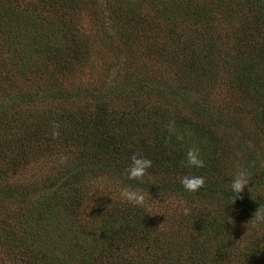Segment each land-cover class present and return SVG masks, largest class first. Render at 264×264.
Returning <instances> with one entry per match:
<instances>
[{"label": "trees", "instance_id": "trees-1", "mask_svg": "<svg viewBox=\"0 0 264 264\" xmlns=\"http://www.w3.org/2000/svg\"><path fill=\"white\" fill-rule=\"evenodd\" d=\"M89 2L0 0V264H264V224L251 220L264 206L261 147H240L264 138V0ZM225 34L230 98L213 106ZM109 61L110 83H66ZM191 147L203 168L184 166ZM132 154L153 161L140 181L124 172ZM240 168L250 182L233 202ZM103 174L182 208L102 194ZM192 174L205 177L196 193L179 183Z\"/></svg>", "mask_w": 264, "mask_h": 264}, {"label": "rangeland", "instance_id": "rangeland-1", "mask_svg": "<svg viewBox=\"0 0 264 264\" xmlns=\"http://www.w3.org/2000/svg\"><path fill=\"white\" fill-rule=\"evenodd\" d=\"M91 1L92 2L91 3L89 2V3L91 4L92 8H93V6L97 10H101V8H103L100 5L101 3H99L102 0H91ZM99 17H100V13H95L94 18L92 20H90V17L84 15L83 18L85 20L83 19V22H82V24L84 26L81 24V27H85L86 32L91 30V28H93V26H94L93 25L94 23H92V22H94V19H95V21H97V19H99ZM232 29H233V27H232ZM83 30H84V28H83ZM235 42L236 41L233 37L232 38L229 37V39H228V36H227V37H223L222 42L218 43V45H220L218 48V51H219V54H218L219 67L217 66V62L214 61V64H215V68L217 70V74H219L220 81H218L216 83V85L213 86L212 88L210 87V93H211L210 98L207 97L208 103L212 104L213 106H223L225 103H227L226 101L230 98V92L227 89V85L224 83V81L227 79L225 60L228 59L231 62V64L233 63V61H231L230 59H234L235 49L233 47H235ZM109 62H111V63L108 64ZM109 62L106 63V66H105L106 70L104 71V74L102 76L99 74L96 75L94 72H92V70L88 69V70H85L84 72H78L77 74H75V76H73L71 81H69L68 80L69 78H68L67 79L68 81L66 80V83L69 82L68 86H73V87H77V86L94 87L96 81L100 82V80L103 79L104 76H107L106 82L110 83V80L115 75V69L113 68V66H114L112 63L113 61H109ZM145 62L149 63L148 60H146ZM160 71L161 70H158V72H160ZM96 87H98V86H96ZM199 97L201 99H203L204 94L200 93ZM227 131H229V132H226V133L231 135V137L233 138V141H235L234 138H237L239 136L243 137L242 134H244L243 133L244 129L241 126H239L237 128H230ZM245 143L246 144H253L258 148L261 147V154H262L261 157L263 158L262 164L264 165V138L261 139V138L254 137L252 135V140L249 141V139H248V140H246V142L243 141L240 147L246 146ZM55 156H57V154H55ZM54 161H55L54 157H46L45 160H43L39 165L36 166V168L38 169V171L50 169L51 167L49 165L53 166L52 163H54ZM33 168H31V170L28 172L29 174L36 172V169H33ZM93 181H94L93 185H94V188L96 190H98L102 194L103 193L107 194L108 192L109 193L111 192L113 197H115V198L119 197L122 187L130 186L125 182L123 183V181H120V180L115 181V179L112 178L111 176H109V174H103L101 176H97V177L93 178ZM132 188L138 189L136 187H132ZM260 190L262 192L264 191V184L262 185ZM146 203L151 207L154 206V204L158 203L157 205L159 206V208L161 210L164 208L163 206H165V205H167L169 207H175L176 209H173V210H176V211L174 213L171 212L172 216H173V214L176 215V213L181 210V208H182L181 205H183V203L182 204L179 203V198L175 197L173 195H169L167 197H151V196H148L145 194V201L142 205H146ZM199 207L202 210H207V209H204L203 205H199ZM88 209H89L88 213H90V215H91L92 212H91L90 208H88ZM153 211H156V209Z\"/></svg>", "mask_w": 264, "mask_h": 264}, {"label": "clouds", "instance_id": "clouds-1", "mask_svg": "<svg viewBox=\"0 0 264 264\" xmlns=\"http://www.w3.org/2000/svg\"><path fill=\"white\" fill-rule=\"evenodd\" d=\"M58 133H53L57 135ZM130 163L124 172L128 180L140 181L146 174L147 170L153 165V161L143 155L132 154ZM184 166L187 168L200 169L205 166L204 159L201 157V151L197 147H191L185 153ZM250 172L247 168H240L229 182V190L232 194L233 202L242 198L240 194L244 191L245 186L250 182ZM179 183L186 192L196 193L205 185V177L202 175H183ZM121 197L133 205H142L145 201V194L142 190L134 189L131 186H124L120 191ZM187 212V210H185ZM253 225L264 224V206H259L254 212L252 218Z\"/></svg>", "mask_w": 264, "mask_h": 264}]
</instances>
